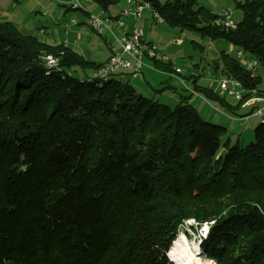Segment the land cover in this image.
<instances>
[{"label":"trees","instance_id":"trees-1","mask_svg":"<svg viewBox=\"0 0 264 264\" xmlns=\"http://www.w3.org/2000/svg\"><path fill=\"white\" fill-rule=\"evenodd\" d=\"M121 1L92 4L111 16ZM143 1L167 26L221 38L264 69V0L236 1L235 29L213 26L198 0ZM216 61L243 100L264 95L237 57L222 50ZM101 64L0 20V264H171L189 218L210 223L199 246L215 264H264V121L254 140L231 144L188 97L170 107L121 77H92ZM193 82L224 109L240 105ZM201 135L217 156L191 153Z\"/></svg>","mask_w":264,"mask_h":264},{"label":"rangeland","instance_id":"rangeland-1","mask_svg":"<svg viewBox=\"0 0 264 264\" xmlns=\"http://www.w3.org/2000/svg\"><path fill=\"white\" fill-rule=\"evenodd\" d=\"M123 1L116 7H111L110 12L115 13ZM236 1L242 0H198V4L217 15L227 6L233 11V19L238 21L241 19L242 13L235 7ZM65 2L66 0H0V10L3 6V9L10 11L11 16L14 17L16 14L19 17L23 33L37 36L36 33L40 32L41 34L37 36L40 40L48 44L64 42L85 59L98 61L106 51L103 39L106 36H100L94 32L87 25L86 16L80 10H67ZM12 8L13 11H11ZM85 8L93 11V13H100V9L94 7L93 4H88ZM71 17H76L78 24L71 25L69 23ZM138 23L145 32V40L147 38V40L156 43L158 53L167 55L171 64L182 70L181 79L183 82L174 80L171 78L173 76H169L167 72V74L163 73L157 68H154L152 72L146 70L145 81L140 78H132L124 73L121 79L134 86L142 96L158 100L170 107H174L185 97H188L190 104L204 120L223 125L228 129L227 134L222 136L220 140L225 141L228 138L231 144L237 140L240 144L254 140L257 132L256 127L260 125L262 119L252 116V113L249 114L248 111L252 110L250 105H246L249 96L239 102L233 97L222 96L231 104L240 103L237 109L227 110L222 108L217 101L206 98L196 88H193L195 85L193 81L196 80L198 86L207 87L210 84L212 85L211 88L218 92V80L213 81V79L221 76L222 72L220 71L221 63L216 60L222 50L232 57H237L236 48H231L230 43L221 38L213 39L209 36H202L197 31L187 29L179 31L177 28L167 25L160 26L151 18L149 10L144 11L143 17L138 20ZM30 29L32 32L28 33ZM106 41L110 45V40L107 39ZM194 42L198 45H195ZM238 59L241 64H244L242 58ZM80 69V67H74L71 72L75 76H83L82 69ZM260 69L262 70V68H258L257 71ZM86 72H90V68H86ZM189 88L194 90L191 92L188 90ZM255 94L258 95L259 93L256 92ZM242 110L243 114L239 112ZM240 117L241 119H239ZM261 127L264 128V124H261ZM220 150L215 151L213 144L205 135L195 138L190 144L192 154L217 156ZM195 189L197 190V188ZM197 223L193 218L186 219L180 224L181 230L179 232L182 231L189 240L193 241L196 236L194 229L198 227ZM167 251L168 261L173 264Z\"/></svg>","mask_w":264,"mask_h":264},{"label":"built area","instance_id":"built-area-1","mask_svg":"<svg viewBox=\"0 0 264 264\" xmlns=\"http://www.w3.org/2000/svg\"><path fill=\"white\" fill-rule=\"evenodd\" d=\"M91 4L89 0H66L65 5L70 9L79 10V5ZM149 10L151 18L160 26H165L164 19H158L151 11V5L148 2L136 3L132 5V10H125L121 12L123 17H131L132 23L126 29V22L122 17H100L98 13L88 12L87 24H96L99 29L106 31L110 36V42L113 43V52L107 61L102 63V66L97 67V73L91 75H102L105 73L125 72L132 78H140L143 80L142 69L146 66L145 58L148 56H155L161 60L162 64L170 65V59L165 54L158 53V45L153 42H147L144 38V30L136 21L143 17V12ZM226 22L227 29H235L237 21L233 19V11L225 6L222 12L217 15L212 23ZM71 25L78 24L76 17H71L69 20ZM116 29L121 31L118 33ZM181 42V41H180ZM236 56L244 60V66L247 70L255 72L258 67V62L254 58H246L241 50H235ZM45 63L49 67L57 66L58 58L53 55H45ZM154 69V68H153ZM169 76L177 78L180 82L182 70L177 66H172L171 70L167 72ZM218 89L221 96L233 97L237 101L243 100L245 89L240 82L229 81L227 77L218 80ZM192 92V91H191ZM246 105L252 108V116L264 119V96L252 94L249 95ZM251 103V104H249ZM205 233L208 228H202Z\"/></svg>","mask_w":264,"mask_h":264},{"label":"bare ground","instance_id":"bare-ground-1","mask_svg":"<svg viewBox=\"0 0 264 264\" xmlns=\"http://www.w3.org/2000/svg\"><path fill=\"white\" fill-rule=\"evenodd\" d=\"M89 1L91 4L93 3V0H89ZM132 5H136L134 3V0H126V6L121 10V12H125V10H132ZM85 6L86 5H79V10L81 12H86ZM151 11L156 17H158V19H163V17L159 14L157 10L151 7ZM98 14L100 17H107V14H101V13H98ZM211 24L213 26L227 29L226 22H218V23H211ZM88 25L93 29L94 32H96L100 36H104V37L106 36L105 38L110 40L109 34H106V31L99 29V27H97L96 24H88ZM109 48H110V52H113L112 42H110ZM47 55H52V54H47ZM147 58L161 63V60L155 56H148ZM100 66H102V64ZM146 66H147V63H146ZM92 73H97V68ZM116 73L117 72L105 73L102 75H91V76L97 77L100 80H107L108 78H110ZM228 80L232 82H239L238 80L233 79V78H228ZM262 121H264V119H262ZM209 224L210 223L204 222L200 225H197L198 227L196 228V236H195V239L197 240L194 239L193 241L189 240L182 231L179 232L181 230L180 229L181 226H179L178 232L176 234V238L169 245V248L167 251V254L171 262H173V264H215V261L207 257L202 252L199 246L200 241L207 235V231L204 233L202 228H208Z\"/></svg>","mask_w":264,"mask_h":264},{"label":"crops","instance_id":"crops-1","mask_svg":"<svg viewBox=\"0 0 264 264\" xmlns=\"http://www.w3.org/2000/svg\"><path fill=\"white\" fill-rule=\"evenodd\" d=\"M126 6V0H124L123 1V3L120 5V7L115 11V13H111L110 12V15L111 16H113V15H116V14H119V16L118 17H122L123 18V20L126 22V29L131 25V23H132V18L131 17H123V16H121V10L124 8ZM1 7V6H0ZM94 7H96V6H94ZM116 7V6H115ZM67 10L69 9V10H71L68 6H66L65 7ZM88 10V12H93V11H90L89 9H87ZM11 11H13V8H12V10ZM85 16H86V22H87V15L88 14H86V12H82ZM100 13L101 14H106V13H104L102 10H100ZM143 14H144V12H143ZM0 20H7V21H10L11 23H13L19 30H21L22 31V29H23V27L20 25V23H19V17L16 15V14H14V17L13 16H11V14H10V11H8V10H5V9H3V6H2V8H1V10H0ZM136 23L139 25V23H138V20L136 21ZM29 25V24H28ZM88 25V24H87ZM39 30H41V28H39ZM121 31L120 29H116V31ZM29 32L28 33H30V32H32V29H30V30H28ZM23 32V31H22ZM44 32V31H43ZM118 32V33H119ZM145 33V32H144ZM41 33L40 32H38V33H36V35L37 36H39ZM55 38H57L56 36H55ZM144 38H145V34H144ZM104 39V41H105V45H106V51H105V53H104V55L98 60V61H96V62H98V63H104L106 60H107V58L110 56V48H109V43H108V41H106L107 39H105V38H103ZM43 41V40H42ZM145 41H147V42H152V41H150V40H147V38H146V40ZM64 44H66V43H64ZM67 45V44H66ZM230 47L231 48H233L232 47V45L230 44ZM230 49V48H229ZM162 54H164V53H162ZM169 58V57H168ZM145 62L147 63V66H145V67H143V69H142V76H143V81H145V73H146V70L147 71H151L152 72V70H154L153 68L155 67V68H157L158 70H160L161 72H163V73H166V72H168V71H170L171 70V68H172V64H170L169 65V69L167 68H162V67H157L154 63H153V60H149V58H145ZM170 63H171V60H170ZM163 65H165V64H163ZM167 66V65H166ZM257 69H258V67H257ZM257 69L255 70V72H254V74L255 75H259L260 76V78H261V85H260V88H262V89H264V71H263V69L261 70H259V71H257ZM220 71H221V69H220ZM154 72V71H153ZM123 73L124 74H127V73H125V72H122V71H119L118 73H116V74H114L113 76H117V78H119V77H122V75H123ZM167 74V73H166ZM182 77V75L180 76V78ZM197 77V76H196ZM223 77H225V76H223V75H221V76H218V77H216V78H214L213 79V81H217V80H219L220 78H223ZM171 78H174V80H177V81H179L177 78H175V77H171ZM196 81V80H195ZM218 82V81H217ZM196 84H197V81H196ZM204 87H206V86H204ZM207 87H212V85H208ZM194 88V87H193ZM188 90H190V91H193L194 89H192V88H189ZM219 92V91H218ZM217 92V93H218ZM191 94V93H190ZM189 103H190V100H189ZM246 109V108H245ZM241 114H243L244 112H243V110L242 111H239ZM242 118H244V117H242ZM239 119H241V117L239 118Z\"/></svg>","mask_w":264,"mask_h":264},{"label":"water","instance_id":"water-1","mask_svg":"<svg viewBox=\"0 0 264 264\" xmlns=\"http://www.w3.org/2000/svg\"><path fill=\"white\" fill-rule=\"evenodd\" d=\"M208 229H209V227H208ZM207 232H208V230H207Z\"/></svg>","mask_w":264,"mask_h":264}]
</instances>
